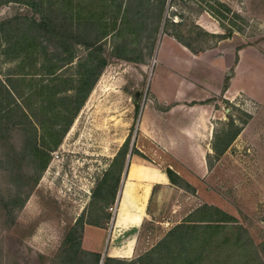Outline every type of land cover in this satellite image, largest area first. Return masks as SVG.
<instances>
[{"label": "rangeland", "instance_id": "374dc122", "mask_svg": "<svg viewBox=\"0 0 264 264\" xmlns=\"http://www.w3.org/2000/svg\"><path fill=\"white\" fill-rule=\"evenodd\" d=\"M36 11L0 5V24L39 20ZM168 12L172 23H161L153 46L144 48L140 37L131 47L137 63L112 57L107 39L108 63L37 180L22 161L27 128L14 127L6 144L0 141V264H53L77 219L81 247L100 254L101 264L107 257L134 260L201 205L234 217L255 248L264 242V0H172ZM16 64L0 55V80L18 73ZM194 104L211 112L203 136L190 143ZM235 128L239 135L215 156V137ZM127 138L138 154L130 151L111 202L112 168ZM194 148L198 159L191 158ZM8 152L16 160L11 174ZM107 175L109 196L102 200L97 189ZM16 196H26L23 207L9 205ZM93 221L99 226L87 224Z\"/></svg>", "mask_w": 264, "mask_h": 264}, {"label": "trees", "instance_id": "16d2710c", "mask_svg": "<svg viewBox=\"0 0 264 264\" xmlns=\"http://www.w3.org/2000/svg\"><path fill=\"white\" fill-rule=\"evenodd\" d=\"M12 2L37 10L40 19L15 17L0 24V55L4 62L17 61L20 70L0 80V141L6 144L14 127L27 128L23 138L27 154L23 153L22 161L37 174V180L48 163L49 152L59 144L108 63L104 56L107 39L112 57L137 63L132 46L140 37L146 44L144 48L153 46L161 23L165 28L172 23L165 17L172 0H0V5ZM172 36L182 42L179 36ZM26 60L29 65L23 66ZM62 69L69 74L56 75ZM239 133L235 128L217 135L212 144L215 156L223 154ZM129 143L127 138L115 156L120 161L112 168L117 166L111 202ZM132 154L138 151L133 148ZM4 163L5 171L11 174L15 158L10 156ZM165 175L177 185L178 177L171 169H166ZM107 178L97 189L103 193L102 200L109 196ZM25 198H10L9 205L21 208ZM87 224L99 226L96 221ZM82 233L83 224L77 219L65 233L53 264L100 263V254L81 247ZM103 264H264V242L255 248L247 230L234 217L214 206L201 205L136 259L107 257Z\"/></svg>", "mask_w": 264, "mask_h": 264}, {"label": "crops", "instance_id": "0c3cea01", "mask_svg": "<svg viewBox=\"0 0 264 264\" xmlns=\"http://www.w3.org/2000/svg\"><path fill=\"white\" fill-rule=\"evenodd\" d=\"M192 55V54H191ZM206 105H211V104H206ZM193 108V115L191 117V130L189 132V136H190V143H195L196 138L198 136H203V125L205 123V117L211 112L208 107L200 105H195L192 107ZM210 111V112H209ZM211 126V124H210ZM206 128L207 125H205ZM192 153L191 158L192 159H198V150L196 148H194ZM200 153L203 154V147L200 148ZM202 158V155H201ZM134 162V163H133ZM132 163L135 164L137 166L136 161H133ZM130 168V167H129ZM129 172V170H128ZM196 174H203V167H199L198 168V172H196Z\"/></svg>", "mask_w": 264, "mask_h": 264}, {"label": "water", "instance_id": "95a60500", "mask_svg": "<svg viewBox=\"0 0 264 264\" xmlns=\"http://www.w3.org/2000/svg\"><path fill=\"white\" fill-rule=\"evenodd\" d=\"M131 146H132V144H131ZM131 151V150H130ZM130 151L128 152V154H127V156H126V162H125V166H124V170H123V175H125L126 174V171H127V168H128V164H129V158H130ZM119 192H118V194H117V198H116V200H115V202L117 203V201H118V197H119ZM102 262L100 261V263L99 264H101Z\"/></svg>", "mask_w": 264, "mask_h": 264}, {"label": "bare ground", "instance_id": "6f19581e", "mask_svg": "<svg viewBox=\"0 0 264 264\" xmlns=\"http://www.w3.org/2000/svg\"><path fill=\"white\" fill-rule=\"evenodd\" d=\"M127 205V204H126ZM127 209V208H126Z\"/></svg>", "mask_w": 264, "mask_h": 264}]
</instances>
